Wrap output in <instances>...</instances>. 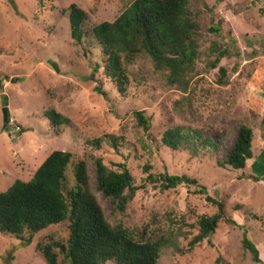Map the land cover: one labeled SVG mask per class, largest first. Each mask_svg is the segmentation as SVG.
Masks as SVG:
<instances>
[{"label":"rangeland","instance_id":"374dc122","mask_svg":"<svg viewBox=\"0 0 264 264\" xmlns=\"http://www.w3.org/2000/svg\"><path fill=\"white\" fill-rule=\"evenodd\" d=\"M133 0H0V192L15 180L27 182L53 151L69 152L87 162L92 193L114 226L150 237L166 239L158 264H255L241 246L243 231L264 263V182L240 179L264 175V0H191L200 27V60L189 94L190 105L182 110L175 103L182 94L168 87L146 57L127 67V86L120 94L104 76L102 55L94 42L82 46L70 38L67 8L76 5L87 16L89 27L113 22ZM212 28L219 33L211 32ZM230 39L235 45L230 46ZM213 44L229 48L218 67L210 70L203 52ZM96 64L99 66L96 68ZM226 70L225 85L217 82L218 68ZM57 69V71H56ZM99 88L101 94L97 93ZM3 96L6 100L3 101ZM7 109L8 124L2 109ZM54 110L68 119L55 132L44 117ZM134 112L148 120L141 128ZM240 125L253 130L254 159L242 171L222 169ZM198 130L212 138L217 152H172L160 142L169 128ZM105 136L122 138L115 152ZM101 139L96 148L90 141ZM110 168L126 162L136 186H141L122 215L95 193L93 158ZM154 172L193 177L212 198L224 205L236 227L220 223L210 239L192 252L180 254L196 234L199 217L211 216L216 208L194 195L193 188L179 186L161 191L144 182L141 167ZM67 178L72 183L69 170ZM242 230H241V229ZM134 235L135 237H139ZM66 224L32 236L23 246L12 236L0 234V264H46L37 249L50 240H67ZM29 235H22L23 240ZM61 264V257L58 258Z\"/></svg>","mask_w":264,"mask_h":264},{"label":"trees","instance_id":"16d2710c","mask_svg":"<svg viewBox=\"0 0 264 264\" xmlns=\"http://www.w3.org/2000/svg\"><path fill=\"white\" fill-rule=\"evenodd\" d=\"M40 6L43 0H37ZM222 0H216L221 2ZM191 0H133L132 3L113 21L102 22L89 27L86 14L76 5L70 4L66 10L70 38L79 46L94 42L102 55L103 74L123 94L127 80V67L140 57L150 60L153 69L161 74L165 84L182 94L175 103L182 110L190 105L189 94L195 76V65L200 60V27L190 8ZM211 32L219 33L212 28ZM230 46L235 40L230 39ZM229 48H219L213 44L203 52L207 67H218ZM99 64H96V68ZM226 70L218 68L217 82L225 85ZM2 80H0L1 83ZM97 93L101 94L99 88ZM3 101L6 100L3 96ZM51 128L57 132L66 125L68 119L54 110L44 113ZM138 125L146 129L148 120L140 112H134ZM8 124V122L6 123ZM6 124L4 128L6 129ZM264 130V120L260 122ZM109 146L117 153L122 148V138L105 136ZM253 130L240 125L234 143L226 157L217 160L219 168L242 171L246 162L254 159L252 152ZM101 139L89 144L100 148ZM162 145L172 152L186 151L196 157L203 150L217 152L219 146L212 138H204L198 130L173 127L161 137ZM95 169L94 191L109 202L111 214L122 215L141 186H136L126 162L106 166L100 157L93 158ZM146 175L144 182L161 191L179 186L193 188V194L203 196L204 200L216 208L211 216H201L195 224L196 234L191 235L180 254L192 252L201 243L211 245L210 239L218 225L224 223L236 227L233 219L227 217L224 205L208 195L199 181L186 175H171L167 172H153L152 166L141 167ZM71 172L72 183L67 178ZM240 179L264 182L263 176L242 174ZM67 225L68 236L65 243L50 240L36 247L46 264H158L160 249L167 246L166 239L150 237L145 230L134 233L121 224L112 226L105 218L88 175L87 162L76 158L69 152L53 151L33 173L27 182L15 180L4 192H0V234L12 236L23 246L31 244L32 236L50 227ZM241 229V228H240ZM242 230V229H241ZM27 233L28 239L22 235ZM139 237H135L137 235ZM241 246L251 254L252 262L264 264L259 259L256 247L243 231Z\"/></svg>","mask_w":264,"mask_h":264},{"label":"water","instance_id":"95a60500","mask_svg":"<svg viewBox=\"0 0 264 264\" xmlns=\"http://www.w3.org/2000/svg\"><path fill=\"white\" fill-rule=\"evenodd\" d=\"M56 71H57V69H56ZM2 114H3V122H4V124H6L8 122L7 109L6 108L2 109Z\"/></svg>","mask_w":264,"mask_h":264}]
</instances>
